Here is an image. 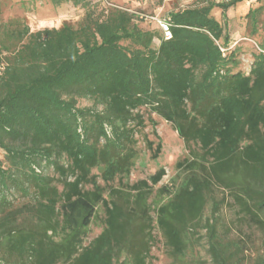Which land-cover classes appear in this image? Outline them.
<instances>
[{
	"label": "trees",
	"instance_id": "obj_1",
	"mask_svg": "<svg viewBox=\"0 0 264 264\" xmlns=\"http://www.w3.org/2000/svg\"><path fill=\"white\" fill-rule=\"evenodd\" d=\"M243 1L170 10L169 38L120 8L89 28L0 22V264H151L158 242L173 264H204L188 257L201 238L211 264H241L242 241L221 207L264 230V39L245 72L226 28V12ZM254 1L244 15L251 35L264 12ZM141 107L187 147L175 164L183 175L157 187L155 205L164 167L130 180ZM148 119L155 159L161 141ZM98 207L101 230L86 242Z\"/></svg>",
	"mask_w": 264,
	"mask_h": 264
},
{
	"label": "rangeland",
	"instance_id": "obj_2",
	"mask_svg": "<svg viewBox=\"0 0 264 264\" xmlns=\"http://www.w3.org/2000/svg\"><path fill=\"white\" fill-rule=\"evenodd\" d=\"M197 0H63L59 4L51 0H0V22L9 18H20L26 21L30 30H36L43 27H58L63 23L69 24L75 29L89 28L92 24L102 18L109 9L120 8L133 13L134 22L142 29L159 31L162 19L170 10L193 5ZM254 0L243 1L235 7L230 8L226 14V28L229 31V48L237 50V69L247 71L251 62V53L257 49V43L264 39V12L261 15L260 26L257 33L251 35L246 26L244 18L245 13L251 6H256ZM214 16L223 21L219 9L213 10ZM157 44V41H154ZM81 106H90L92 100L79 99ZM144 114L146 126L142 132L137 133L138 158L130 174V180L134 181L140 178H147L157 168L164 167L166 174L160 183L154 187V193L149 201L155 205L164 196L158 195L157 187L163 183L173 180L178 182L183 175L180 169H177L176 162L187 154V147L183 140L177 135L169 122L155 114H149L144 107L140 108ZM151 117L156 125L154 126L156 134L161 141V151L157 158H151V151L146 147L143 134L148 138L157 141L152 133V126L149 121ZM3 152L0 149V158ZM217 193H219L217 191ZM220 194V193H219ZM19 200L23 198L18 196ZM209 208L206 209V213ZM221 220L226 226L232 228L230 237L239 239L243 244V259L241 264H257L264 260V230L248 224H239L235 219L234 211L228 206H222L220 210ZM102 209L97 208V215L90 225V232L86 239L89 241L101 230ZM233 222L236 224L233 225ZM205 230H201L204 234ZM156 233V231H155ZM158 235V233H157ZM159 237V235H158ZM191 259H200L204 264H211L206 251L205 239L201 238L189 252ZM149 261L151 264H173L168 256L166 248L162 243H156L150 251Z\"/></svg>",
	"mask_w": 264,
	"mask_h": 264
},
{
	"label": "built area",
	"instance_id": "obj_3",
	"mask_svg": "<svg viewBox=\"0 0 264 264\" xmlns=\"http://www.w3.org/2000/svg\"><path fill=\"white\" fill-rule=\"evenodd\" d=\"M160 26H161V29L164 32L165 38H169L170 37V32H169L167 23L164 20H162Z\"/></svg>",
	"mask_w": 264,
	"mask_h": 264
}]
</instances>
